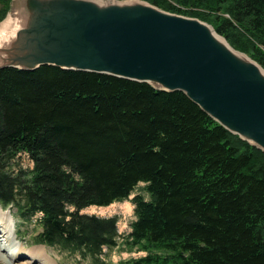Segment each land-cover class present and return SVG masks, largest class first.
Listing matches in <instances>:
<instances>
[{"label": "trees", "instance_id": "obj_1", "mask_svg": "<svg viewBox=\"0 0 264 264\" xmlns=\"http://www.w3.org/2000/svg\"><path fill=\"white\" fill-rule=\"evenodd\" d=\"M146 1L207 21L264 67V0ZM140 182L149 198H132L121 243L146 254L120 264H264L263 150L181 90L52 65L0 69V203L26 220L42 212L34 242L104 264V247L120 244L118 216L80 210Z\"/></svg>", "mask_w": 264, "mask_h": 264}, {"label": "water", "instance_id": "obj_2", "mask_svg": "<svg viewBox=\"0 0 264 264\" xmlns=\"http://www.w3.org/2000/svg\"><path fill=\"white\" fill-rule=\"evenodd\" d=\"M42 65L181 90L264 151V68L200 18L146 0H11L0 69Z\"/></svg>", "mask_w": 264, "mask_h": 264}, {"label": "rangeland", "instance_id": "obj_3", "mask_svg": "<svg viewBox=\"0 0 264 264\" xmlns=\"http://www.w3.org/2000/svg\"><path fill=\"white\" fill-rule=\"evenodd\" d=\"M20 166L22 167H31L32 161L29 155L25 152L20 153V155L16 159ZM17 165H15L16 167ZM146 184L140 183L136 186L134 192L129 196V199L114 202L107 206H90L82 210L83 213H90V214H97L101 216H112L118 215L119 222L118 228L119 232L127 233L129 231V224L135 218L134 214V205L130 201L135 194L139 193L144 197L148 198L149 193L145 189ZM15 208H11L14 210ZM5 216L8 215L6 211ZM12 219L15 222V227L13 225L9 226L8 224L4 230L12 229V234L9 236H5V234L0 233V264H42L40 259H32L30 252L28 249L34 248L36 246H43V245H35L33 236L35 233V228L33 225H30L28 222H25L23 219L20 218L18 215H13L11 212ZM13 224V223H12ZM8 225V226H7ZM6 233V232H4ZM122 239H120L121 241ZM45 246V247H44ZM43 248L45 249V253L49 255L51 258V262L54 264H74L78 261L76 256H71L69 253L60 251L58 248L52 246L44 245ZM23 248V250H21ZM23 251L21 254L19 252ZM106 251V255L103 256L104 264H117L120 261L129 259L133 256H140L143 254L141 251L134 250L133 252L125 250L123 247H115L110 251ZM48 252V253H47ZM26 254V255H25ZM17 255V256H16ZM20 255V257H19ZM23 255V256H21ZM16 256V257H14ZM51 256V257H50ZM36 260V261H34ZM82 263H87V261L82 260Z\"/></svg>", "mask_w": 264, "mask_h": 264}, {"label": "bare ground", "instance_id": "obj_4", "mask_svg": "<svg viewBox=\"0 0 264 264\" xmlns=\"http://www.w3.org/2000/svg\"><path fill=\"white\" fill-rule=\"evenodd\" d=\"M6 23L7 24L5 26H1V30H9L10 29L8 27V25L11 23V21L10 20H6ZM8 216H9V218H7L5 216V213H4L3 209L0 207V220L4 221L7 224H8V222L12 223V220H13L11 218L12 216L11 215H8ZM21 250H23V248H21ZM19 252L21 254L23 253V251H20V249H19ZM28 252H30V254H31V256H29V257H31L32 259H40L42 264H54V263L51 262V258H49V255L45 253L46 251L43 248V246H36L34 248H30V249H28ZM21 256H23V255H21ZM19 257H20V255H19Z\"/></svg>", "mask_w": 264, "mask_h": 264}]
</instances>
